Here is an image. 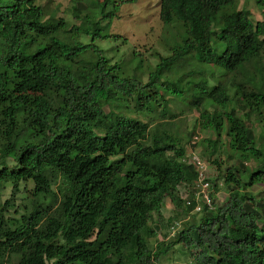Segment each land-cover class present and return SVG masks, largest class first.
Listing matches in <instances>:
<instances>
[{
    "label": "trees",
    "instance_id": "trees-1",
    "mask_svg": "<svg viewBox=\"0 0 264 264\" xmlns=\"http://www.w3.org/2000/svg\"><path fill=\"white\" fill-rule=\"evenodd\" d=\"M71 1L78 23L48 16L38 0H0V264H157L176 244L186 264H264V199L248 190L264 182L253 125L264 122V19L240 0H160V19L176 34L145 81L96 43L110 36L98 17L114 14L113 0L98 14L92 0ZM187 54L196 65L177 76L173 65ZM194 111L213 133L196 144L214 164L236 158L248 178L227 166L229 198L218 204L216 178L206 177L213 207L202 202L198 220L153 250L166 199L184 214L197 205L187 151L198 133L184 136L177 123ZM21 183L27 194L16 205Z\"/></svg>",
    "mask_w": 264,
    "mask_h": 264
},
{
    "label": "rangeland",
    "instance_id": "rangeland-1",
    "mask_svg": "<svg viewBox=\"0 0 264 264\" xmlns=\"http://www.w3.org/2000/svg\"><path fill=\"white\" fill-rule=\"evenodd\" d=\"M102 0H92L94 3L91 4V9L94 14H98L99 8L96 6L101 3ZM39 4H42L47 15H55L56 17H65L69 22L78 23V20H74L71 14L72 1L71 0H38ZM121 3V0H113L107 9V13L114 11L113 15L107 17L99 16L102 19L104 26L103 30L105 33L110 34L109 38L103 40H96V43L104 49L105 55L112 62H119L121 69L124 74L128 76L137 75L142 77L143 80H147L148 72L151 71L157 64L160 55L167 56L170 54L167 43L172 44L175 39L176 32H172L170 28L164 25L160 19V0H126L117 9V5ZM231 6V5H229ZM240 8H245L250 12V17L254 20L264 19V9L259 6L255 0H240ZM170 30V31H169ZM168 31V32H166ZM178 34V31H177ZM81 39L84 42H91V38L87 35H83ZM190 57L187 54L184 58L178 61L173 67L176 70L177 76L182 72L185 73L190 67H195V61L189 62ZM178 65H182L177 67ZM217 69V68H216ZM170 72L167 75H170ZM172 74L173 76L176 74ZM172 98V97H170ZM170 108L174 111L179 112V108L175 106L172 101ZM255 116V115H253ZM201 113L194 111L190 113L180 114L177 117V123L179 126L180 133L186 135L187 132L195 130L202 139L213 135L211 131L202 130L199 127ZM198 120V121H197ZM254 120V128L257 136L261 142L264 143V122L263 124L256 123ZM196 125V127H195ZM195 127V129H194ZM197 134V135H198ZM153 131L150 132L148 141L153 140ZM226 147L229 150L228 145ZM207 163L206 176L216 178L217 190L214 191V196L218 204L228 200L230 192V183L226 181L224 177V169L229 165H235L238 173L241 174L245 179L248 176L245 175V170L241 166L240 162L236 158L231 160L226 159V155L213 156L212 159L217 158L219 164H214L208 158L205 152V145L200 141V144H196L193 147ZM231 151V150H230ZM246 166L253 171H256L259 162L257 160L244 161ZM24 183H21V191L17 194L15 204L19 205L26 198V191L24 190ZM211 186V185H210ZM12 185H8L7 189L3 193V201L11 196ZM213 192L214 188L210 187V192ZM251 194L256 196L258 199H264V182L256 183L254 186L249 187ZM196 192H194L195 194ZM192 192L190 188L181 186L179 189V196L184 200L188 201ZM195 200L196 194H195ZM200 200V201H199ZM198 201L202 206L201 199ZM214 205V204H213ZM163 215L166 222V227L158 230L156 237L149 239L150 245L153 250H156L162 243L170 244V241L174 238L175 234L180 231L184 225L195 218L198 220L203 214V210L194 209L188 214H184L182 208L178 207L176 203L170 199H166L163 206ZM157 218V216H155ZM173 218L174 220L170 221ZM165 224V223H164ZM259 224L264 226V217L261 219ZM164 247V245H162ZM190 261L188 250L181 244L173 245L169 247L167 253L161 255L157 264H186Z\"/></svg>",
    "mask_w": 264,
    "mask_h": 264
},
{
    "label": "built area",
    "instance_id": "built-area-1",
    "mask_svg": "<svg viewBox=\"0 0 264 264\" xmlns=\"http://www.w3.org/2000/svg\"><path fill=\"white\" fill-rule=\"evenodd\" d=\"M201 136L198 134L194 135L193 140L191 141V145L189 146V149L187 151V154L189 156V161L194 162L197 166L198 172H199V178L196 183V199H197V205L196 209L200 210L202 209V206L200 204L203 202L204 204H207L210 208L213 207L211 197H210V183L206 179V170H207V163L203 159L200 158V155L196 153L195 150H193L192 145L196 144V142L199 140ZM199 200V201H198ZM189 203V200L187 201Z\"/></svg>",
    "mask_w": 264,
    "mask_h": 264
}]
</instances>
